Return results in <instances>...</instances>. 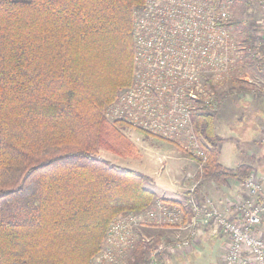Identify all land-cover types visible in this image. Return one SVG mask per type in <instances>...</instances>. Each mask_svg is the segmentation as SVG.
Here are the masks:
<instances>
[{"label":"trees","instance_id":"obj_1","mask_svg":"<svg viewBox=\"0 0 264 264\" xmlns=\"http://www.w3.org/2000/svg\"><path fill=\"white\" fill-rule=\"evenodd\" d=\"M142 1L0 0V264H92L112 218L158 197L148 175L99 156L136 151L129 126L102 111L130 83L132 9ZM194 127L203 177L250 174L220 164L215 114ZM148 247L133 252L135 264Z\"/></svg>","mask_w":264,"mask_h":264},{"label":"built area","instance_id":"obj_2","mask_svg":"<svg viewBox=\"0 0 264 264\" xmlns=\"http://www.w3.org/2000/svg\"><path fill=\"white\" fill-rule=\"evenodd\" d=\"M237 1L143 0L134 6L131 80L105 104L104 117L187 152L202 172L207 153L194 118L218 112L224 85L247 66L246 60L264 64V0H250L258 14V37L248 34L249 43L240 41L237 25L230 23ZM200 181L192 179L183 202L156 198L141 210L114 217L91 263L126 264L139 245H147L145 264H158L163 257L184 256L210 228L227 237L223 264H264V234L259 232L264 183L247 175L241 181L244 195L229 201L233 215L228 216L210 197L195 194ZM153 223L178 233L156 243L142 233Z\"/></svg>","mask_w":264,"mask_h":264},{"label":"crops","instance_id":"obj_3","mask_svg":"<svg viewBox=\"0 0 264 264\" xmlns=\"http://www.w3.org/2000/svg\"><path fill=\"white\" fill-rule=\"evenodd\" d=\"M260 85L264 88V83H258L256 87ZM254 93H245L243 97L240 92L227 97L223 95L221 106L215 114V131L217 135L224 139L219 145L220 164L231 169L239 164H246L250 166V173L255 174L264 183V142L261 141L264 127V98L258 97L261 94L259 89ZM238 97L241 99L235 100ZM234 121H244L245 123L244 125L240 123L241 129L234 130V127H231ZM232 137L235 143L225 144ZM160 144L167 147L166 152L172 157L166 159L165 165L159 166L161 161L155 160L151 154L147 153L149 157L141 167L146 169H143V171L152 174V184L157 189L149 187L160 198L183 202L189 194L186 176L188 174L192 175L195 170L194 166L188 163L193 161L181 158L179 149L174 145H169L166 142ZM160 167L163 170L161 171L162 174L154 176L156 175L155 170L160 169ZM170 194H174L176 197H170ZM195 194L199 197H210L228 216H232L233 212L228 209L227 204L229 200L242 197L244 191L241 188V181L234 178L228 179L225 184H219L210 178L204 177L201 179ZM259 232L264 234V221ZM142 233L152 236L155 240L156 237L165 235L173 237L178 233V230L153 223L143 228ZM226 250L227 237L221 233H213L210 228H206L203 235L199 237L184 256L170 255L169 257H163L160 258L158 264H176L177 261H183V264H223ZM128 264H135L133 257Z\"/></svg>","mask_w":264,"mask_h":264},{"label":"rangeland","instance_id":"obj_4","mask_svg":"<svg viewBox=\"0 0 264 264\" xmlns=\"http://www.w3.org/2000/svg\"><path fill=\"white\" fill-rule=\"evenodd\" d=\"M23 1H27V0H23ZM257 15L258 14L256 12L255 6L252 2H250V0H238L237 1V5H236V8L234 10V13H233L231 20L240 22V24L235 27V33L237 34V37L240 39V41L246 43L245 39L243 40V37L245 38L248 34L251 35L252 37H258V28H257L258 23L256 22V20L258 19ZM251 17L253 20L250 19ZM248 18L250 19V21H248V24H244L243 21L248 20ZM244 28H246V31H244ZM245 77L248 78V80H246ZM263 79H264V64H256L255 66H245V68H243L239 74H235L228 79V81L226 82V84L223 87L222 95H225V97H227L228 95L240 92V95L243 97V95L245 96V93L255 94L254 92L259 89L261 94L258 95V97H261L263 99L264 98L263 86L260 85L259 87H256L258 83H261V84L264 83ZM119 89H121V87L118 88L117 91ZM239 99H241V98L238 97V99H235V100H239ZM240 123L242 125H244L245 122L244 121H241V122L234 121L233 125H231V127H234V130H239L242 128ZM232 130L233 129L231 128V131ZM123 132L126 135V137L132 142V144L135 146L136 151L133 154V156L122 157V156H118L114 153L108 152L106 150H100L99 156L110 161L111 163H113L115 165H118V166L120 165L122 167L131 168V169H136V170H139L140 172L145 173L151 179V183H149V186L154 187V185L152 184V179H153L151 176L152 174H150L147 171H143V169L144 170H146V169L141 167V165L143 163H146L145 161H146L147 157H149L147 155V153L151 154L155 158V160L161 161L159 166L165 165L166 159L169 157H172L169 153L166 152L167 147L165 145L160 144V143L165 142V141L145 133L148 135L147 136V135H145L141 132H138L135 129H132L130 127H126L123 130ZM232 139H233V137L229 138L225 144L229 145V144L235 143ZM166 143L169 145H172L168 142H166ZM177 149H179V148H177ZM179 151L181 154V158L187 159L189 161H193V162L188 163V164H192V166H194V169H195L194 173L192 175L188 174L186 176V179H188L187 181H188V187H189V185L192 184V179L193 180L198 179V178L202 179L204 177L201 175L198 160L193 158L187 152L182 151L181 149H179ZM151 168H153V167H151ZM202 170H203V168H202ZM161 171H163V170L160 167V169L158 168L155 170L156 175H154V173H153V175L154 176L161 175L162 174ZM154 189H157V188L154 187ZM170 197H176V196L174 194H172ZM156 198L161 199L160 196H158ZM173 199H175V198H173ZM233 200H229V201H233ZM179 202H182V201H179ZM124 212H126V211H124ZM124 212H121L119 214H122ZM186 216H187V214H185V218H186ZM113 219L114 218H112V220ZM110 222H109V224H110ZM165 227H169V226L165 225ZM162 238L168 239L169 237H167L166 235L163 237L162 236L156 237L154 241L156 243H159L162 240ZM131 260H132L131 258H128L126 264H128ZM176 264H183V261H177Z\"/></svg>","mask_w":264,"mask_h":264}]
</instances>
